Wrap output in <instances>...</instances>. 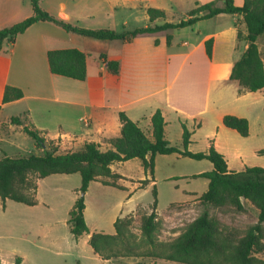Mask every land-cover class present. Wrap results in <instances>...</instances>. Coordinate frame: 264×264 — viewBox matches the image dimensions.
Segmentation results:
<instances>
[{"label":"crops","instance_id":"crops-1","mask_svg":"<svg viewBox=\"0 0 264 264\" xmlns=\"http://www.w3.org/2000/svg\"><path fill=\"white\" fill-rule=\"evenodd\" d=\"M211 1L214 0H41V6L67 23L121 33L149 25L177 23L182 20L180 11L184 10L187 16L183 19H187L190 11ZM234 2L242 6L244 0ZM219 5L222 6V2ZM149 8L164 10L166 19L151 23L147 14ZM32 15L31 0H0V30ZM140 23L143 26H135ZM168 35H172L170 44L167 43ZM246 36L243 16L228 14L201 20L182 29L140 34L130 42L80 36L48 21L34 24L14 43L6 39L0 52V160L23 155V142L28 136L25 126L38 131L47 142L63 138V144L76 147L94 142L106 151L110 149L107 141L121 134V112L152 139L151 119L160 110L166 121V139L172 145L183 146L185 126L190 132L189 151L206 152L213 143L226 157L231 171L241 172L258 165L264 167V155L258 153L264 150V88L240 93V83L230 78L235 63L248 47ZM262 37L264 35L257 43L264 62V49L259 45ZM209 40L213 41L211 57L206 49ZM65 49H78L87 55L85 81L51 72L48 53ZM102 55L120 62L118 75L108 71ZM8 86L22 90L24 97L3 103ZM226 115L246 118L249 135L243 137L236 130L227 128L223 123ZM13 117H20L23 125L13 124ZM184 159L193 160L179 154L158 155L155 181L146 173L141 160L135 165L129 164L136 159L111 165L113 174L122 177L117 181L122 187L118 189L125 192L123 199L114 206V228L118 218L138 212L150 214L152 206L150 212L142 209L129 212L124 206L134 204L137 192L146 194L154 187L158 189L162 182L172 184L169 189L172 200L164 216L170 218L179 211L177 207L201 204L200 198L208 191L210 181L195 176L211 172L214 166L208 160H195L199 162V165H193L196 170L176 174L177 165L190 166L192 163L183 162ZM55 175L68 176L54 174L38 180L35 205L0 200V263H134V259L129 258L103 260L94 252L89 243L91 235L96 232L114 235L116 229L114 234L105 230L99 216L91 226L87 201L85 219L90 234L76 241H69L66 235L50 240L43 226L33 227V211L44 201L38 195L45 179L57 180L58 185L60 179L69 178L53 177ZM179 178L187 180L182 187L176 183ZM147 179L150 183L141 188V182ZM202 179L204 181L195 182ZM91 188L105 195L110 188L117 187L94 181L87 194ZM78 190L70 198L71 209L78 199ZM160 194L159 190L158 198ZM242 201L244 204L245 200Z\"/></svg>","mask_w":264,"mask_h":264},{"label":"trees","instance_id":"trees-1","mask_svg":"<svg viewBox=\"0 0 264 264\" xmlns=\"http://www.w3.org/2000/svg\"><path fill=\"white\" fill-rule=\"evenodd\" d=\"M222 2V6L219 3ZM33 15L29 18L0 30V52L6 39L15 42L31 26L41 21L52 22L67 32L96 40H122L130 42L136 36L145 33H158L166 30L182 29L193 26L198 21L211 19L220 14L242 15L247 28L246 41L248 47L243 56L235 63L231 79L240 83V93L256 92L264 88V62L258 46V38L264 35V0H244L242 6H237L234 0H214L190 11L187 19L177 23L166 22L138 28L134 31L117 32L112 29H86L60 20L49 14L41 6V0H31ZM150 22L166 19L164 10L147 9ZM241 38V33H239ZM172 41L168 35L167 43ZM213 41L206 42L208 55H212ZM102 59L108 71L114 75L120 73V62ZM48 62L53 74L85 81L87 78V55L78 49L53 50L48 53ZM24 97L22 90L8 86L3 103H9ZM1 109V107H0ZM119 137L107 141L110 149L101 150V145L85 143L78 151L57 153L55 150L44 149L42 155L30 154L16 158L5 157L0 160V200H12L26 205L37 204L36 194L38 180L54 174H80L82 185L79 197L69 212L68 223L71 233L76 239L90 234L85 219V193L94 181L105 185L122 188L117 181L122 177L113 174L111 165L132 159L142 161L146 173L155 181V160L158 155L179 154L182 157L197 161L208 160L214 166L211 172L195 177H203L210 181L209 189L201 198L200 203L206 207L224 208L231 206L239 212L245 210L243 199L249 201L258 209V222L248 229L243 236L235 237L224 232L220 221L212 217L206 209L177 238L164 243H156L155 234L159 229L157 214V190L153 189L155 197L152 212L142 217V232L148 244L155 250L148 256L158 257L180 264H264V259L257 254L264 252V167H247L244 171H231L226 157L212 143L206 152H191L188 150L190 132L184 126L183 146L172 145L165 136L166 121L163 113L158 110L152 116L153 138L150 139L139 125L130 120L123 112ZM12 123L23 125L20 117H13ZM227 128L236 130L241 136L249 135V122L246 118L226 115L223 120ZM38 147L44 148L46 139L36 130L24 127ZM264 155V150L258 152ZM111 179V180H102ZM142 181L145 188L151 181ZM131 217L118 218L115 222L116 234L109 235L96 232L90 237V246L103 260L118 257L139 256L134 249L128 247V228ZM121 248H116L120 246ZM125 252H122V250ZM19 261L17 260V263ZM1 264V263H0Z\"/></svg>","mask_w":264,"mask_h":264},{"label":"rangeland","instance_id":"rangeland-1","mask_svg":"<svg viewBox=\"0 0 264 264\" xmlns=\"http://www.w3.org/2000/svg\"><path fill=\"white\" fill-rule=\"evenodd\" d=\"M240 2V0H238ZM184 10L180 11L179 16L181 19L185 18L187 15L183 13ZM178 16V15H177ZM135 26H143V23L137 24ZM259 45L262 49H264V37L259 41ZM24 145V153L22 156H27L30 154H38L42 155L44 153V149L53 151L55 150L57 153H65L78 151L82 147H76L75 145L63 144V138L60 140L49 141L46 142L44 148L38 147L35 141L30 136H25ZM105 151V149H101ZM139 159L134 160L129 165H135L138 163ZM184 161H191L190 166L188 164L181 163L176 166L175 172L176 174L190 172V170H196L193 165H199V162L195 160L184 159ZM188 163V162H187ZM257 167H262V165H258ZM132 170V169H131ZM133 171H136V167L133 166ZM69 177L67 179H60L53 181L52 179H45V182L41 186V191L39 192V197H43L44 201H41L39 205L34 209V214L31 220L33 221L34 226H43L45 231L49 234V239H55L56 237L67 236L69 241H76V239L69 228L68 219L69 212L71 210L70 206L72 203V199L70 198L73 195L77 194V188L80 189L82 185V178L80 174H71L68 176L63 175H55L53 177ZM178 176V175H177ZM53 178V179H57ZM102 180H111L105 179ZM177 184L181 187L187 183V180L177 179ZM193 181V180H190ZM199 181H195L196 183ZM54 183V185H53ZM194 183V182H193ZM59 189H55V188ZM172 187V184L160 183L157 192L160 190V197H157L158 205L157 212L160 216H163L159 219V229L155 234L156 243H164L174 239H177L185 229L193 222L199 215H201L206 209L209 210V213L212 217L217 218L224 230V232L232 234L235 237L243 236L245 232L253 227L258 222V209L255 208L249 201H244L245 210L243 212H239L235 210L233 207L228 206L224 208H213V207H203L201 204H196L193 207L190 206H181L177 207L179 211L172 214L170 218L164 216L166 214L167 208L170 205V200H172V195L169 192V189ZM91 188L89 194L85 193V201L88 203V216H89V224L92 226L93 222L97 219V217H101L103 219V224L105 226V230L115 233L114 222L112 221V217L114 215V206L123 199L125 192L118 188H110L109 192L103 195L99 190H93ZM168 190V192H167ZM142 192L136 193V199L134 200V204L124 206L125 211L130 210L137 211L142 209L143 211L150 212V208L154 203L155 197L153 194V190L146 192V194H141ZM37 196V195H36ZM82 196L80 190H78V198ZM38 197V198H39ZM10 201V200H9ZM139 205V207H137ZM133 207V210L131 209ZM152 210V209H151ZM128 212V213H129ZM144 214L142 212H138L136 215H129L128 217L132 218V222L128 228V247L134 249L135 253L139 256L131 257H118L120 258H129L134 259V263L132 264H180L177 262L168 261L165 259H160L154 256H148L155 252L152 247L148 244V240L143 235L141 223L142 217ZM89 227V226H88ZM264 230V224H262ZM108 234V233H107ZM66 241V239H63ZM116 248H121L117 246ZM122 252H125L123 249ZM259 258L264 259V252L257 254ZM84 263V261H83ZM125 263V262H124ZM68 264H72V262H68ZM126 264V263H125Z\"/></svg>","mask_w":264,"mask_h":264}]
</instances>
